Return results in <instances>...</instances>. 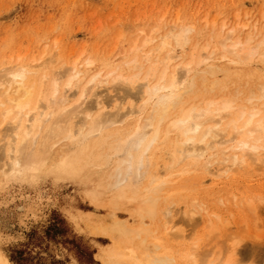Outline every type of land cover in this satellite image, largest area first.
<instances>
[{
    "label": "bare ground",
    "instance_id": "1",
    "mask_svg": "<svg viewBox=\"0 0 264 264\" xmlns=\"http://www.w3.org/2000/svg\"><path fill=\"white\" fill-rule=\"evenodd\" d=\"M249 19L161 17L114 65L115 48L97 59L58 52L40 70L46 50L0 55V181L50 174L88 185L108 211L92 231L117 247L104 264H242L261 237L241 218L230 229L213 211L229 197H210L203 180L264 172V72L248 71L264 68V27ZM232 203L257 226L262 195L247 190ZM195 217L203 229L187 233Z\"/></svg>",
    "mask_w": 264,
    "mask_h": 264
},
{
    "label": "rangeland",
    "instance_id": "2",
    "mask_svg": "<svg viewBox=\"0 0 264 264\" xmlns=\"http://www.w3.org/2000/svg\"><path fill=\"white\" fill-rule=\"evenodd\" d=\"M235 13L241 17L248 13L256 25L250 23V27H264V0H0V55L27 52L31 57L46 50L42 61H36L34 70H40L64 52L73 56L83 50V58L97 59L115 48L109 56L114 65L123 49L142 35L140 31L151 29L161 17L167 21L177 17L189 24L206 17L233 24ZM208 39L205 32L200 40L205 43ZM103 62L97 60L96 65ZM248 71L260 73L264 68L253 63ZM12 178L0 181V256L11 264H104L101 257L117 249L109 238L92 231L91 220L106 219L108 211L90 201L88 185L77 180L57 181L50 174L31 182ZM211 179L203 180L210 197L216 198L218 193L229 197L228 203L214 206L213 211L231 219L232 230L235 220H246L245 228L261 237L263 244L253 245V254L248 256L242 254L251 253L250 240L241 243L242 264H264V204L254 226L252 218L232 203L247 190L264 198V172L256 170L221 182ZM117 214L133 225L126 213ZM195 218L199 222L185 228L187 233L202 231L204 223ZM176 219H181L180 213Z\"/></svg>",
    "mask_w": 264,
    "mask_h": 264
}]
</instances>
